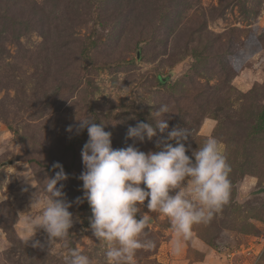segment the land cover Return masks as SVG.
<instances>
[{"label": "rangeland", "instance_id": "1", "mask_svg": "<svg viewBox=\"0 0 264 264\" xmlns=\"http://www.w3.org/2000/svg\"><path fill=\"white\" fill-rule=\"evenodd\" d=\"M161 105L169 131H190L191 150L220 142L232 194L179 255L167 218L149 213L156 247L138 251L137 264H264V0H0V264H64L62 243L41 230L44 247H32L23 230L55 163L68 176L69 246L105 264L90 205L75 203L88 140L76 119L107 124L120 149L133 143L129 126H155ZM166 135L136 147L155 151Z\"/></svg>", "mask_w": 264, "mask_h": 264}, {"label": "clouds", "instance_id": "2", "mask_svg": "<svg viewBox=\"0 0 264 264\" xmlns=\"http://www.w3.org/2000/svg\"><path fill=\"white\" fill-rule=\"evenodd\" d=\"M166 114L168 106L161 105L153 115L155 126L142 121L129 126L127 138L133 143L120 149L113 148L112 132L105 130L107 124L76 119V134L86 129L88 140L81 151L84 171L78 177L83 182V198L77 197L75 203L86 200L90 205V227L104 248L105 264H137L138 251L156 247L147 231L153 222L149 213L167 218L174 233L172 254L179 255L191 239L193 227L210 223L230 202L232 169L220 142L209 137L191 150V145L185 143L190 131L179 126L169 131L167 120L171 116L166 119ZM157 129L167 132L166 137L155 141L157 150L146 153L136 147V142L157 136ZM67 130L71 132L73 127ZM189 151L191 156L186 154ZM52 167L59 171L54 178H46L42 197L36 194L32 178L24 176L25 183L35 189L31 208L42 202L40 212L24 221L25 243L43 248L36 239L43 230L49 244L62 243L67 250L64 264H94L90 255L69 246L74 219L61 183L68 176L61 164ZM146 200L148 211L144 212Z\"/></svg>", "mask_w": 264, "mask_h": 264}]
</instances>
